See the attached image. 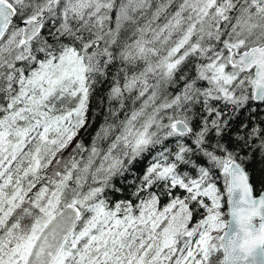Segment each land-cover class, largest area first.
I'll list each match as a JSON object with an SVG mask.
<instances>
[{
    "label": "snow or ice",
    "instance_id": "obj_1",
    "mask_svg": "<svg viewBox=\"0 0 264 264\" xmlns=\"http://www.w3.org/2000/svg\"><path fill=\"white\" fill-rule=\"evenodd\" d=\"M0 264H264V0H0Z\"/></svg>",
    "mask_w": 264,
    "mask_h": 264
},
{
    "label": "trees",
    "instance_id": "obj_2",
    "mask_svg": "<svg viewBox=\"0 0 264 264\" xmlns=\"http://www.w3.org/2000/svg\"><path fill=\"white\" fill-rule=\"evenodd\" d=\"M85 142L87 143V139L85 140Z\"/></svg>",
    "mask_w": 264,
    "mask_h": 264
}]
</instances>
